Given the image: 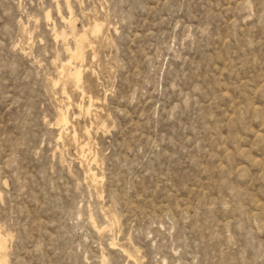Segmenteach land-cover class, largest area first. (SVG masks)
<instances>
[{
  "label": "rangeland",
  "instance_id": "374dc122",
  "mask_svg": "<svg viewBox=\"0 0 264 264\" xmlns=\"http://www.w3.org/2000/svg\"><path fill=\"white\" fill-rule=\"evenodd\" d=\"M1 237L7 264H264V0H0Z\"/></svg>",
  "mask_w": 264,
  "mask_h": 264
},
{
  "label": "bare ground",
  "instance_id": "6f19581e",
  "mask_svg": "<svg viewBox=\"0 0 264 264\" xmlns=\"http://www.w3.org/2000/svg\"><path fill=\"white\" fill-rule=\"evenodd\" d=\"M66 3L67 4H69V0H66ZM67 21V20H66ZM99 23V22H98ZM70 24H71V27H72V30H73V32H75V30H76V27H75V24H74V21L72 20V19H70ZM101 27H102V25L101 24H96L95 23V26H94V33H97L98 31H100L101 30ZM61 34H65V33H61ZM60 34V36H62ZM86 34H87V31H85L84 32V34L83 35H81L80 36V40L79 41H76V45H75V48L74 49H72V48H70V47H67L69 50H70V52L69 53H71L70 54V60L69 59H67V61H68V64L66 63V64H64L62 67H61V71H60V74H65L66 73V65H72V58H74V57H77V58H81L82 56H83V53H84V47L88 44L87 42H88V39H87V36H86ZM66 36V35H65ZM64 36V37H65ZM63 64V63H62ZM68 72V71H67ZM66 76V75H65ZM68 78L67 79H69V78H71V80H73L74 81V83H75V87H77V88H80V87H82V84H81V78H82V68H81V66L80 67H76V70L74 71V72H69L68 73ZM73 83V84H74ZM82 89H83V92L82 93H85L86 91L84 90V87H82ZM81 93V92H80ZM89 94V93H88ZM82 95H87V94H82ZM88 96V95H87ZM94 95H92V96H88V97H90V99H89V102H88V107L87 108H85L84 110H86V111H89L90 110V108H91V105H94L93 104V102H94V100H95V97H93ZM69 98V97H68ZM86 99V98H85ZM80 104V103H79ZM79 104L77 103V105L79 106ZM86 104V103H85ZM82 106H80V108H81ZM86 107V106H85ZM89 113V112H88ZM69 112H67V111H60V114H59V117H60V119H59V123L60 124H62L63 125V128L65 127H67V126H69L70 125V121H69ZM59 124V125H60ZM61 127V126H60ZM64 130V129H63ZM91 130V129H90ZM73 133V138L76 140V138H77V132L76 131H73L72 132ZM89 133V128H85V134H88ZM88 137V136H87ZM72 138V137H71ZM73 139V140H74ZM88 139V138H87ZM89 141V140H88ZM86 143L87 142H85V141H82L81 142V148H82V150H84V147L86 146ZM85 148H87V147H85ZM91 174V176L96 180L97 179V174L94 172H91L90 173ZM93 179V180H94ZM6 237H1L0 238V264H7V260H6V257H5V254H6ZM131 254V253H130ZM132 255V254H131ZM130 258H132L131 256H130ZM133 260V259H132ZM135 260V259H134Z\"/></svg>",
  "mask_w": 264,
  "mask_h": 264
}]
</instances>
